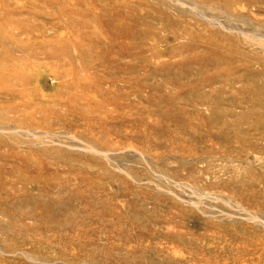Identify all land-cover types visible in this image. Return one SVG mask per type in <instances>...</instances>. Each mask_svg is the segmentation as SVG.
Masks as SVG:
<instances>
[{"label":"rangeland","instance_id":"1","mask_svg":"<svg viewBox=\"0 0 264 264\" xmlns=\"http://www.w3.org/2000/svg\"><path fill=\"white\" fill-rule=\"evenodd\" d=\"M260 116L264 0H0V264H264Z\"/></svg>","mask_w":264,"mask_h":264},{"label":"bare ground","instance_id":"2","mask_svg":"<svg viewBox=\"0 0 264 264\" xmlns=\"http://www.w3.org/2000/svg\"><path fill=\"white\" fill-rule=\"evenodd\" d=\"M220 27H221V26H220ZM125 33L128 34V35L131 34V32L128 31V30L125 31ZM39 64H40V63H39ZM34 71H35V70H34ZM33 74H34V73H33ZM36 79H38V78H36ZM39 79H40V78H39ZM33 80H34V79H33ZM35 84H36V83H35ZM263 121H264V116H263V117L260 116L259 120H258L256 123H254L253 126H254V127H260V126H261V123H262ZM1 133H2V132H1ZM85 151H87V150H85ZM91 151H92V150H91ZM100 154H101V153H100Z\"/></svg>","mask_w":264,"mask_h":264}]
</instances>
